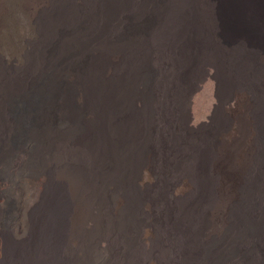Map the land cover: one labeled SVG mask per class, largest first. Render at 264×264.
Returning <instances> with one entry per match:
<instances>
[{"label": "bare ground", "instance_id": "obj_1", "mask_svg": "<svg viewBox=\"0 0 264 264\" xmlns=\"http://www.w3.org/2000/svg\"><path fill=\"white\" fill-rule=\"evenodd\" d=\"M79 1L0 0V264H264V0ZM207 64L224 101L253 94L247 162L221 141L226 115L186 128ZM237 184L229 227L204 241Z\"/></svg>", "mask_w": 264, "mask_h": 264}, {"label": "rangeland", "instance_id": "obj_2", "mask_svg": "<svg viewBox=\"0 0 264 264\" xmlns=\"http://www.w3.org/2000/svg\"><path fill=\"white\" fill-rule=\"evenodd\" d=\"M79 1V0H77ZM80 2V1H79ZM20 13V12H19ZM17 13L14 16L15 22L20 26H25L26 16L23 13ZM22 14V15H21ZM24 25V26H23ZM24 30V29H23ZM258 61L260 65L264 67V53L258 56ZM41 67V64L40 66ZM39 69V68H38ZM37 69V70H38ZM41 78L37 76L36 79ZM258 91L264 95V75L261 78V82L257 87ZM142 87L138 88V93L140 94L135 102L134 107H142L141 91ZM0 95V100H2ZM228 100L224 101L220 93V83L215 66L207 64L203 66L201 74L198 78L192 80L190 87L187 91V94L184 98V107L183 113L185 115V125L192 136L201 137L205 136L209 131L215 128V120L219 117L220 113L226 115L230 119V124L227 126L225 132L221 137V141L224 146H240V148L246 151V161H249L251 153L254 152L257 147L255 140L253 139L252 125L255 124L254 121L248 115L250 110H252L254 105L253 94L249 88L245 89H234L228 96ZM13 102L17 99L13 98ZM18 101V100H17ZM14 102L11 104L12 114H20V109L26 106H20L21 102ZM28 107V106H27ZM19 112V113H18ZM20 133V132H18ZM20 136V134H18ZM259 145L262 148L263 152V164H264V128L262 130V135L259 139ZM225 148V147H224ZM237 181L240 182L242 173L237 176ZM138 186L140 183L143 187L144 183L155 184L156 177L151 173L149 169H143L139 174ZM43 178L36 180L35 185L38 188V191L41 189L39 186L40 181ZM239 184L235 185L233 188L232 196H227V198H220L218 200L217 206L214 208L210 215V223L205 228L203 233V240L208 241L212 236H220L225 233L229 227L228 213L229 206L227 204V199H237L238 194H236V188ZM40 187V188H39ZM5 189V190H4ZM1 192V196L4 197V201H8V198H13V195H10L11 191L7 188H4ZM43 189V188H42ZM182 188H176L173 190L174 194H180ZM6 192V193H5ZM5 193V194H4ZM236 194V195H235ZM7 195V196H6ZM6 196V197H5ZM235 196V197H234ZM7 199V200H6ZM6 211V210H5ZM92 229V223H87L86 230L89 231ZM101 248L106 247V243L101 242ZM241 264V260L238 261Z\"/></svg>", "mask_w": 264, "mask_h": 264}]
</instances>
